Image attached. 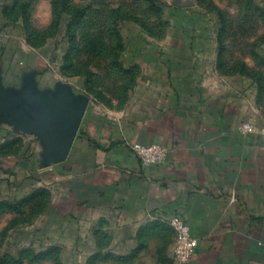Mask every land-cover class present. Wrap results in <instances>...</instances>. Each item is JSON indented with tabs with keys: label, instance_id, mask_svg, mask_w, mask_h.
I'll list each match as a JSON object with an SVG mask.
<instances>
[{
	"label": "crops",
	"instance_id": "1",
	"mask_svg": "<svg viewBox=\"0 0 264 264\" xmlns=\"http://www.w3.org/2000/svg\"><path fill=\"white\" fill-rule=\"evenodd\" d=\"M165 35L118 109L89 104L35 68L18 70L23 61L9 69L0 63V97L31 121L40 111L30 94L56 98L65 90L74 102L86 100L58 162L38 135L21 132L0 110V163L12 160L29 172L31 192L51 195L59 221L109 232L115 250L96 264H180L173 218L197 240L186 264H264V142L241 127L264 125V83L218 74L197 33ZM134 143L162 145L165 161L143 165Z\"/></svg>",
	"mask_w": 264,
	"mask_h": 264
},
{
	"label": "rangeland",
	"instance_id": "2",
	"mask_svg": "<svg viewBox=\"0 0 264 264\" xmlns=\"http://www.w3.org/2000/svg\"><path fill=\"white\" fill-rule=\"evenodd\" d=\"M174 32L203 36L218 74L263 85L264 0H0V63L23 61L100 109L125 104ZM0 166L16 172L0 171V264H96L115 250L109 232L59 221L15 161Z\"/></svg>",
	"mask_w": 264,
	"mask_h": 264
},
{
	"label": "water",
	"instance_id": "3",
	"mask_svg": "<svg viewBox=\"0 0 264 264\" xmlns=\"http://www.w3.org/2000/svg\"><path fill=\"white\" fill-rule=\"evenodd\" d=\"M29 100L40 113L31 121L11 103L0 97V110L6 112L10 121L23 133L36 134L47 144L48 155L55 161L63 160L72 145L86 100L74 102L65 90L56 98L30 94Z\"/></svg>",
	"mask_w": 264,
	"mask_h": 264
},
{
	"label": "built area",
	"instance_id": "4",
	"mask_svg": "<svg viewBox=\"0 0 264 264\" xmlns=\"http://www.w3.org/2000/svg\"><path fill=\"white\" fill-rule=\"evenodd\" d=\"M245 132L258 135L264 142V125L257 127L251 123L242 124ZM131 149L143 165H159L165 161L166 149L159 144L143 145L134 143ZM170 226L176 234V243L173 249L175 260L180 264H186L194 255L197 240L192 236L188 224L180 219L173 218Z\"/></svg>",
	"mask_w": 264,
	"mask_h": 264
}]
</instances>
